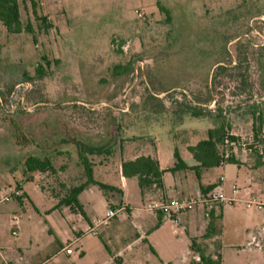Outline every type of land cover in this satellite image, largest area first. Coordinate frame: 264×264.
I'll list each match as a JSON object with an SVG mask.
<instances>
[{
	"label": "rangeland",
	"instance_id": "rangeland-1",
	"mask_svg": "<svg viewBox=\"0 0 264 264\" xmlns=\"http://www.w3.org/2000/svg\"><path fill=\"white\" fill-rule=\"evenodd\" d=\"M33 1L37 15L52 25L45 32L33 15L32 0H18L21 24H31L35 40L25 30L7 32L0 22V193L19 189L25 194L22 201H0V211L25 212L29 219L25 215L20 227L26 232L42 237L49 224L62 244L80 236L69 225L66 233L57 227L61 215L67 216L59 202L68 196L66 184L73 187L87 179L80 155L87 163L102 162L93 167L95 181L117 184L119 162L140 144L134 137L153 141L168 154L177 149L186 162L191 157L187 147L207 139L222 120L238 136L256 139L253 109L264 110V0ZM42 56L50 66L37 78ZM116 65L129 70L116 74ZM218 65L227 68L219 71ZM185 102L213 115L181 113ZM108 147L110 151L89 153ZM29 155L49 157L56 173L28 178L23 162ZM257 157L249 151L241 159L254 162ZM232 169L237 178L239 168ZM204 173L205 183L224 174L221 166ZM96 192L103 195L97 186ZM240 207V217H226L221 248L213 247V258L221 255L220 264H264V222L262 229L257 227L264 211ZM103 227L96 236L84 233L82 241L90 250L99 245L106 254L116 247L99 234ZM129 227L125 221L118 232ZM171 233L179 238L174 253H181L189 238ZM4 236L13 239L10 233ZM79 247L72 243L71 260ZM123 258L161 264L147 243ZM91 260L89 255L82 263ZM48 264L72 263L61 252Z\"/></svg>",
	"mask_w": 264,
	"mask_h": 264
},
{
	"label": "crops",
	"instance_id": "crops-1",
	"mask_svg": "<svg viewBox=\"0 0 264 264\" xmlns=\"http://www.w3.org/2000/svg\"><path fill=\"white\" fill-rule=\"evenodd\" d=\"M234 134L238 135L235 132ZM131 140L135 144L139 141L140 144L128 149L125 160L122 159L119 162L118 183H105L114 187L115 190L109 191L106 196L101 193V195H99L96 192V186L89 184L78 194V204L74 205L75 207L62 204L60 201L62 197H59L60 205L63 207L62 211H65L67 216L64 217V215H61V219L57 221L58 231L66 233V226L69 225L73 233H79L80 235L75 237L71 242L68 241L65 244L60 243L58 236H56L53 228L49 224V228L44 230L45 235L42 237H35L31 233L26 232L23 227H20L25 219V212L20 213V211L18 212L14 209L0 211V264H48L49 261L53 260L59 253L64 252L63 247L66 244L76 242L80 243V247L78 255H76L78 257L75 261L71 260V255L65 253L67 259L70 260L72 264H83V258L89 255L92 257V264H133V260L129 261L123 257L126 251L131 250L134 246L141 243L148 244L152 254L161 261V264H202V256L213 257V247L216 246V248H221L218 242L220 243V240L222 242L224 238L225 232L223 227L226 217L231 213H233L235 217L238 215L240 217V213L242 212L240 206H245V204L240 203L233 207H217L211 211L209 216L202 208H199L195 211L179 214L174 217V219L165 217L161 213L151 214L145 212L143 210V205L146 203L162 202L174 197H195L203 192L201 185L206 188L214 186L219 179L207 183L203 182L204 172L209 169L201 170L200 179L198 178L196 167L199 165V162L193 157V154L188 148L193 145L187 147L191 156L189 160L186 162L183 159L187 168L172 172L170 170L175 167L176 161L174 152L169 154L168 152H162L156 148L153 141H146L142 137H134ZM148 142L150 144L149 146ZM141 155L154 156L156 160H158L160 169L165 171L162 176V188L156 187L155 185L141 188L136 177L125 178L122 175L121 163L123 161L133 160ZM241 156L243 157V155ZM241 156L237 157L238 161L241 162L240 166L230 163L221 166L224 173L222 176L226 179V192L232 195L231 188L233 185H237L239 188L238 197L242 200L246 199L248 195L264 200V156L261 159L257 157L254 159V162L241 159ZM98 165L101 166L102 162L97 161L92 163V171L93 167ZM234 166L239 168L237 178H232V174H234L232 167ZM242 168H245V171ZM238 180L243 183L242 186L238 185ZM83 182L84 181L81 183ZM60 185L65 186L64 182H60ZM39 187L42 191H45V189L42 188V184H40ZM66 188L68 190L71 186L66 184ZM24 195L23 193V196ZM121 204L126 206L127 213L132 221H129L125 214H120L110 220V222L102 228L101 233H99L102 237L112 242L116 250H109V252L107 251L105 254L99 249V245L97 250H90L82 241L84 233L92 226L94 220L103 215L108 208H117ZM101 205L102 207H100ZM245 208L248 210L254 209L253 213L260 211L255 208H247L246 206ZM13 215H18L19 217V235L17 238L12 237L13 239L9 241L4 235L5 232L10 233V221ZM253 216V219H256V215ZM251 217L252 215L249 214L246 218L251 220ZM26 219H29L27 215ZM125 221L130 223L129 231L123 230V232H118V228L121 227ZM263 222L264 221L259 222L257 227L260 226L261 228ZM169 230L172 231L171 234L176 236V238L185 235L188 236L189 242H186L183 246L181 253L178 251L174 253L179 238L174 239L169 236V234H167ZM50 233L55 235L53 239H50L48 235ZM52 248L54 251H52ZM91 252H93V254ZM34 254L36 256H34ZM170 255H173L175 258L174 262H172ZM215 257L221 259V255L216 254Z\"/></svg>",
	"mask_w": 264,
	"mask_h": 264
},
{
	"label": "trees",
	"instance_id": "trees-1",
	"mask_svg": "<svg viewBox=\"0 0 264 264\" xmlns=\"http://www.w3.org/2000/svg\"><path fill=\"white\" fill-rule=\"evenodd\" d=\"M24 1V0H22ZM31 5L33 7V15L36 19L40 21V28L45 32L51 28V23L47 22L46 16H40L36 13V2L32 0ZM0 22L2 23L5 30L9 33H20L25 30L28 33L33 34L32 26L29 22L26 25L22 26L20 21V11L18 0H0ZM44 65L39 63L35 68V74L37 78H42L46 73V66H50V62L46 57L42 56ZM217 68L219 71L226 70V66L218 65ZM129 70L128 67H122L116 65L114 67V73L123 74ZM246 82V81H244ZM167 93L173 92V89L166 91ZM155 96V95H153ZM155 98V97H153ZM182 107L181 113H187L195 117L213 115L212 112L204 111L198 105H195L193 102L180 103ZM254 122L252 130L254 132V137L257 139L259 133L261 132L264 125V110L259 107H254L253 109ZM218 118H222L221 114L216 115ZM229 125L225 124V121L222 120L219 127L210 129L208 131V138L205 140L199 141L196 145L189 146V151L193 154V157L199 162V165L196 167L197 176L200 179V171L203 169H210L217 166H222L226 163L241 165V162L235 156H231L228 161L225 163L224 160V146L223 140L225 135V130ZM236 138V137H233ZM103 152L110 151V148L105 149H89L90 154H100ZM85 154V151H83ZM82 152V153H83ZM254 153H257L259 159L263 158V155L260 153V150L254 149ZM264 154V150L262 151ZM175 156V167L170 171L176 172L187 168V165L183 158L181 157L177 149L174 150ZM83 155H80V163L85 167V173L87 179L74 187L68 189V196H63L60 200L62 204L72 207L77 205V196L78 194L89 184L97 186L103 193L104 196L111 190H115L114 187L95 181L93 178L92 164L85 162ZM24 174L31 178L34 173H56V169L52 166L51 159L49 157L39 158L33 155H29L24 159ZM121 172L125 178L136 177L138 184L141 188L155 185L156 187L162 188L163 181L162 176L164 170H161L159 167V162L154 156L150 155H141L133 160L123 161L121 163ZM213 186L205 187L201 185L202 191L206 192L209 188ZM23 193L21 197H13V200L22 201ZM213 211V210H212ZM202 264H220L218 258H213L212 256H202Z\"/></svg>",
	"mask_w": 264,
	"mask_h": 264
},
{
	"label": "built area",
	"instance_id": "built-area-1",
	"mask_svg": "<svg viewBox=\"0 0 264 264\" xmlns=\"http://www.w3.org/2000/svg\"><path fill=\"white\" fill-rule=\"evenodd\" d=\"M262 136L264 137V127L263 133L259 135L257 139L253 138L252 141H247L245 137L238 136L234 134L232 130L227 128L225 130L223 140V146L225 150V163L231 156H235L237 158L243 154L248 153L249 151H254V149L259 150V148L261 147L259 138L261 139ZM253 146L256 148H253ZM225 180V177L221 176L212 188L208 189L206 192L200 193L195 197H174L162 202H149L143 205V210L151 214L161 213L165 217H168L170 219H174V217L179 214L195 211L199 208H202L205 213L209 216L211 211L217 207H233L239 205L240 203H244L247 208H255L260 211L264 210V200L252 195H248V197L244 200L238 197L239 188L237 185L232 186V195H229L225 190ZM21 196L22 192L19 189H16L8 194L0 193V201H7L12 199L13 197ZM120 214H125L127 216V219L129 221H132L131 217L127 213L126 206L124 204H121L117 208H108L103 215L97 217L94 220L92 226L87 229L86 233H89L94 236L98 235V229L100 227L107 225L110 220ZM10 234L14 238H17L19 235L18 215H13L11 218ZM71 245L72 243H68L63 247V251L67 255L73 254Z\"/></svg>",
	"mask_w": 264,
	"mask_h": 264
}]
</instances>
